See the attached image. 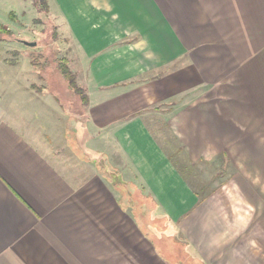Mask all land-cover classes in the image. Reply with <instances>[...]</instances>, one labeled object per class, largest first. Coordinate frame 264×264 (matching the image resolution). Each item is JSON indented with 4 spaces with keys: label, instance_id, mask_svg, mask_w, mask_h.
<instances>
[{
    "label": "crops",
    "instance_id": "1",
    "mask_svg": "<svg viewBox=\"0 0 264 264\" xmlns=\"http://www.w3.org/2000/svg\"><path fill=\"white\" fill-rule=\"evenodd\" d=\"M51 3L88 100L0 109V264H264V0ZM204 161L227 188L195 189Z\"/></svg>",
    "mask_w": 264,
    "mask_h": 264
},
{
    "label": "rangeland",
    "instance_id": "2",
    "mask_svg": "<svg viewBox=\"0 0 264 264\" xmlns=\"http://www.w3.org/2000/svg\"><path fill=\"white\" fill-rule=\"evenodd\" d=\"M48 1L49 11L39 12L33 0H0V17L4 20L0 26L5 30L0 37L11 32L23 41L37 42V46L30 47L22 41L0 40V109L4 114L16 111L10 109L11 106L17 104L19 109H23L21 106H27L30 101L34 107L31 111L36 114H44L47 112L46 109L50 114H57L59 110L61 113L77 114L84 109V104L87 102L85 99L88 100L87 89L83 84V78L87 74L85 70L87 62L81 56L77 43L71 38L57 3L54 7L52 0ZM34 57L36 66L32 61ZM6 59L15 64H6ZM62 68L69 69V78L62 74ZM70 78L74 79L76 89L70 86ZM20 91L24 92L23 100L16 101L14 96ZM188 101L185 100V104ZM170 104L169 102L168 105ZM170 112L169 108L168 113ZM36 114L28 115L38 122ZM10 116L29 119L27 114H9L8 120L16 124L17 121ZM168 116H171V119H167V122L162 119L157 120L159 124H155L152 120L154 122L152 125L167 128L166 139L169 149L177 148L179 141L172 143L170 129L175 122L174 114ZM164 123L166 124L163 125ZM201 164L202 166L197 168H187L189 164H183L182 171L187 170V177L202 196L227 188L226 185L229 184L231 177L225 175L223 167H210L205 161ZM155 227H157L156 223ZM160 228L162 227L156 229L162 231ZM166 229V236L164 235L161 242L163 247L167 248L171 244L167 242L171 241L169 234L173 233L174 229L170 226ZM183 255L179 252L177 257L184 259Z\"/></svg>",
    "mask_w": 264,
    "mask_h": 264
},
{
    "label": "trees",
    "instance_id": "3",
    "mask_svg": "<svg viewBox=\"0 0 264 264\" xmlns=\"http://www.w3.org/2000/svg\"><path fill=\"white\" fill-rule=\"evenodd\" d=\"M48 2H49L48 0H33L34 5L36 6V8H37V10L39 12H43V11L48 12L49 11V4H48ZM14 18H16V17H14ZM4 32H5V30H3V28L0 26V35H2ZM7 34L8 35H4L3 37H0V40L7 39V41H13V42L14 41H16V42L22 41L18 37V35H16L15 33L7 32ZM32 61H33V65L36 66V63L37 62L35 60V57L32 59ZM5 63L8 64V65H14L15 64L13 62H10L8 59H6ZM61 72H62L63 75H65V77H67V78L70 77V71H69V69L62 68L61 69ZM70 81H71L70 82V86L72 88L76 89V83H75L74 79L73 78L72 79L70 78ZM86 101L87 100L85 99V102Z\"/></svg>",
    "mask_w": 264,
    "mask_h": 264
},
{
    "label": "water",
    "instance_id": "4",
    "mask_svg": "<svg viewBox=\"0 0 264 264\" xmlns=\"http://www.w3.org/2000/svg\"><path fill=\"white\" fill-rule=\"evenodd\" d=\"M22 42L25 44V45H28L30 47H35L37 46V42H28V41H23Z\"/></svg>",
    "mask_w": 264,
    "mask_h": 264
}]
</instances>
